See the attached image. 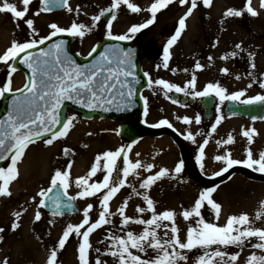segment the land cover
Instances as JSON below:
<instances>
[{
  "label": "snow or ice",
  "instance_id": "6c2138e0",
  "mask_svg": "<svg viewBox=\"0 0 264 264\" xmlns=\"http://www.w3.org/2000/svg\"><path fill=\"white\" fill-rule=\"evenodd\" d=\"M31 2L32 0H22V10L18 9L16 4L9 2V0H3L2 5H0V13L11 14L13 23L17 28H19L20 22H23L26 25L28 35V39L23 42L14 39L10 46L3 53H0V63L7 68V77L0 84V96H4L6 93H13L8 115L0 120V161H10L7 163V167H0V197H11L10 184L18 179V165L30 145L35 144L37 140H42L46 146H51L55 141L66 138L74 128V122L77 119L75 115L66 116L63 120L61 118V109L65 101H71L73 104L88 109L100 108L103 111H110L111 106L116 101L117 96H119L124 103H117L115 106L117 110H120L122 107H127L132 103L135 96L134 85L139 83L135 73L136 66L132 60V49L125 51L118 45L108 46L90 63L79 64L65 50V40H56L46 48L39 46L44 45L46 41H51L60 34L83 39L97 26V22L100 21L101 17L109 13L111 18L107 19L106 23L107 37L115 41L132 39L137 33L153 25L157 14L162 9H166L173 4L175 0H154L146 9L130 2V0H112L109 8L100 11L98 15L91 18L92 23L90 25L74 21L69 27L64 28L56 23H50L48 25L50 33L43 37L35 29L34 19L26 18ZM178 3L187 7L183 15L178 18V25L174 34L170 36L163 46L162 67L164 69H169V61L171 60L170 49L186 30L188 17L197 9L198 4H202L205 8H210L213 0H178ZM40 5V9L33 13L34 16H39L41 12L51 11L53 6L65 7L69 12L73 11L68 4V0H40ZM121 5L126 6L131 13L138 14L146 11L150 15L145 22L132 24L124 34L113 35V21L116 20V10ZM259 9L264 10V0H260ZM77 11H79V8H77ZM245 13L251 17L259 15V12L252 5V0H245L243 8L239 10L232 7L227 8L223 12V17L238 18ZM215 46L216 43H213V47ZM38 47V53L32 51ZM234 49L222 55L220 59L227 60L230 57H237L243 51L242 44L236 43ZM96 51L97 47L94 46L88 55L91 56ZM212 59L211 56L208 57L209 61ZM249 61L250 68L255 69V63L251 62L253 61L252 53H249ZM16 63L25 66L29 70L30 75L27 76L23 87L13 92L12 75L17 71ZM160 66L157 65V68ZM194 67L196 70H203L204 66L197 61ZM171 71L175 73L176 69H171ZM184 71H187V69ZM220 71L224 75L230 74L227 67L220 69ZM144 76L147 78L149 88L159 86L164 90L165 96L171 92L183 93L187 96L191 92L193 98L215 95L219 98L220 104H223L224 101H239L244 105L264 103V95L257 94L247 99H241V97L246 95L245 90L234 91L229 94L227 89L221 86L219 82H209L202 91H196L197 78L195 75L183 87L164 79L153 80L147 72L144 73ZM248 76L252 82L247 85V88H251L254 83H258L259 87L264 89V75L259 81L254 78L251 71L248 72ZM235 79L239 80L241 77L236 75ZM16 93L19 94L17 95ZM141 99L144 100L143 114L146 117L148 115V102L144 97H141ZM172 103L175 104L177 101L173 99ZM216 112L215 122L211 125L208 135L215 133L217 126L224 119L223 115L220 114L219 105H217ZM177 119H182L185 125L193 123V119L188 116L177 117ZM255 119L256 117H253V120ZM194 122L197 125L201 123L200 115L197 114L194 117ZM58 125L60 127H57ZM162 126L173 128V125L167 119H161L158 123L150 125V127L154 128ZM196 135L205 134L198 132ZM241 135L247 141L244 159H235L232 157V153L226 150L225 146L232 145L235 142L231 133L227 135L226 139L216 141V145L225 148V150L222 154L214 157V160L222 165L220 170L214 173L215 177L223 176L237 165H242L253 172L264 174V150L254 154L251 148L254 143V137L258 135L257 131L254 128L242 129ZM184 139L194 144L196 143V139L191 132L184 135ZM134 143L136 141L115 151H104L101 154H97L87 174L77 177L74 182L70 172L72 162L69 161L66 168L55 170L50 179V187L47 189L41 188L31 198L30 202H35L37 197L40 198L36 205L34 222H38L42 218L40 209L46 207L45 197L51 202V214L53 216L62 215V209H72L74 207L72 202L77 199L99 198L100 210L95 221L92 222L90 216L94 205L88 203L83 209L82 221L75 225L67 224L62 235L58 238V242L50 251L46 264H57L58 250L64 249L69 238L73 235L80 238L77 248L79 264H90L89 251L92 247L90 235L96 229L111 224L110 217L115 215L120 217L121 229L130 224L144 226L139 233L126 231L123 236L110 235L108 237L111 243L108 245V250L104 255L113 257L116 264H181V262L187 260V256L184 254L185 251L191 252L193 249L198 248L203 249L204 252L197 257V264H238L241 252L237 251L229 255L227 248L234 246L242 251L246 242H250L252 238H256L258 242L251 244V247L264 253V228L254 227L253 221L246 213L229 215L223 225L208 222L203 217L201 210L208 206L213 212L215 219L219 220L222 205L213 199V194L217 191L219 185L203 188L199 191L193 205L188 209H184L181 206L182 210L180 213L168 209L157 213L155 201L146 192L141 193L131 184H127V178L129 176L136 177L140 181L139 189L148 190L157 181L169 176L170 170L167 167H161L154 174L141 178L139 176L140 169L143 168L145 172L151 173L155 165L153 163L142 164L140 159H136L135 162L130 160L128 153ZM208 144L209 139L205 138L197 145L198 151L195 160L201 169L204 168L205 148ZM70 151L71 149L69 148L63 149L65 156ZM139 155V153H136L137 157ZM121 157L123 159V167L118 169L117 160ZM102 161L103 164H101ZM184 166L183 160L176 163L173 170L175 175L172 178L178 177L182 173ZM98 172L105 173L102 181L90 183L89 181ZM73 183L77 192L76 195L69 196L68 189L72 187ZM124 187L131 188L132 192L140 196L146 203V208L138 205L135 209L136 213L142 216L143 213L149 212L151 213V218H133L126 215L128 200L131 197L126 198L116 212L110 210V201ZM54 189H58L56 195L49 196L48 194ZM60 190L67 197V201L61 199ZM12 215L14 220L10 227L12 231H16L20 227L19 221L23 212L15 211ZM177 215L181 216L184 221L194 220L195 226L189 224L184 240H181L180 229L175 222ZM255 220H264V200L260 202V210L256 213ZM51 223L52 221H49V224ZM159 230L163 231V235L159 234ZM3 232L4 228L0 227V233ZM2 240L3 237L0 236V241ZM212 246H215V249L209 252L208 249L212 248ZM149 249L155 253L154 256L149 258H142L141 255L134 254L132 251L136 250L137 253L146 255ZM96 252L100 253V249L97 248ZM2 264H8L7 258ZM95 264H104V262L97 256ZM245 264H264V254L257 255L253 251L246 258Z\"/></svg>",
  "mask_w": 264,
  "mask_h": 264
},
{
  "label": "rangeland",
  "instance_id": "374dc122",
  "mask_svg": "<svg viewBox=\"0 0 264 264\" xmlns=\"http://www.w3.org/2000/svg\"><path fill=\"white\" fill-rule=\"evenodd\" d=\"M2 0H0L1 2ZM215 6L212 9L206 10L202 4H198L194 14L186 20V30L182 33L179 40L170 49L171 60L169 61V69L162 67L163 46L174 34L175 28L178 25V17L186 11L187 6H181L178 0L166 9H162L158 14L153 25L143 29L137 33L132 39L139 40L146 47L157 46L158 49L152 56L142 58V70L147 72L153 80L164 79L171 83H175L183 87V85L196 76V91H202L204 86L209 82H219L221 86L227 89L228 93L234 91L245 90L246 95L241 99H247L251 96L261 94L264 95V89L259 87L258 83H254L251 88L247 85L252 82L248 76V72L253 73L254 78L259 81L264 75V10L259 9L260 0H252V5L259 12L257 17H251L245 13L242 17L224 18L223 12L229 8L242 9L244 0H213ZM112 0H72L69 6L73 9L69 12L67 8L59 12L46 13L41 12L39 16L32 15L34 19V27L41 37L49 35L50 23H56L60 27L67 28L72 22L84 23L90 25L91 18L98 15L100 11L109 8ZM1 5V4H0ZM40 0L33 1L34 12L40 9ZM79 8V11H77ZM32 12H30L31 15ZM149 13L143 11L141 13H131L126 6L121 5L116 10V20L113 21V35L124 34L132 24H139L149 18ZM0 18L6 21L12 20L11 14L0 13ZM28 18V17H26ZM223 21V23H221ZM106 21L101 17L97 22V26L88 33L83 39L73 37L72 49L81 56H87L92 47H96L105 37ZM14 27V26H13ZM2 31H0L1 37ZM20 42L28 39L27 28L23 22H20L19 28H12L8 36L5 35L4 41L0 44V53L10 46L13 40ZM213 43L216 46L213 47ZM236 43L242 44V49L239 55L235 58L221 60L220 57L229 53L234 49ZM249 53L253 54V61L256 67L250 68ZM211 56L213 59L208 60ZM199 61L202 64L203 70H196L194 65ZM157 65H161L157 68ZM16 67V66H15ZM227 67L229 75L221 73L220 69ZM171 69H176L173 73ZM187 69V71H184ZM239 75L241 79L236 80L235 76ZM7 77V68L0 63V84ZM26 82V75L17 69L12 75L13 90L23 87ZM171 93L165 96L164 90L159 86L149 88L147 83L144 87L142 96L148 102V115L144 116V108L138 115L139 120L149 122L151 124L158 123L161 119H167L174 128H176L183 137L186 146L188 147L189 155L195 158L197 154V145L203 139H209V144L205 148V159L203 161L204 168L201 171L212 176L216 171H219L221 164L214 160L218 154H222L225 148L216 145L217 140H224L231 133L234 137V143L227 145L226 150L232 153L235 159L245 158V148L247 147L246 138L241 135L242 129L247 130L254 128L258 135L254 137V143L251 146L254 154L260 150H264V120L249 121L241 117H229L224 113V106L218 104L221 109V115L224 119L217 126L215 133L208 135L211 130V125L215 122L217 115L211 119H206L202 115V109L198 105H183L180 102L172 103ZM190 95L191 92L189 93ZM5 96V95H4ZM4 96H0V108L3 104ZM200 115L201 123L197 125L194 122V117ZM75 115L77 117L74 122V128L66 138L57 140L51 146H46L42 140L36 141L30 146V150L24 157V162L19 167V177L13 182V196L3 199V208L0 212V227L4 228V232L0 233L3 240L0 241V264L7 258L8 264H46V260L52 248L58 242V238L62 235L67 224H78L83 219V209L88 203L94 205L90 213L92 222L98 217L100 210L99 198L91 197L87 199H77L82 206L78 215L74 216H53L45 208L40 209L42 218L38 222H34V214L36 205L39 201L37 197L35 202H30L31 198L40 191L41 188L47 189L50 185L51 176L57 169L66 168L65 163L70 159L72 163L80 159L84 163V171L74 169V163L70 170L73 182L79 176H84L90 170L95 156L89 154L103 153L104 151H115L118 148L125 147L130 143L120 135V127L126 122L125 119H108L93 116L85 118L81 113L68 109L66 116ZM188 116L193 119V123L185 125L182 119L177 117ZM191 132L196 139V143L185 140L184 135ZM205 135L198 136L197 133ZM91 133V135H89ZM86 146V147H85ZM69 148L71 151L67 156L64 155L63 149ZM52 153V154H51ZM74 153H79L80 156H74ZM89 153V154H88ZM139 153V157L136 156ZM130 160L135 162L140 159L142 164L153 163L155 165L152 172L139 170V176L146 178L150 174H154L161 167H167L170 170L169 176L157 181L148 190L139 189L140 181L134 177L127 178V184H131L141 193L148 194L156 204L157 213L166 209L175 210L180 213L183 206L184 209L190 208L199 191L206 186L199 184L194 176L190 166L185 164L184 169L178 177L172 178L174 174L175 164L182 159V154L170 135L160 136H144L133 144L131 151L128 153ZM46 155V156H44ZM23 161V159H22ZM6 162L2 167H7ZM103 164V161L101 162ZM122 157L117 160V168L122 169ZM200 167V166H199ZM104 172H98L89 182H100L103 179ZM115 175V173H114ZM72 195H76L77 189L73 183L68 189ZM128 200L126 215L133 218H151V213L145 212L142 214L136 213L135 209L139 205L146 208V203L140 196L135 195L132 189L124 187L110 201V210L116 212L123 201ZM213 199L222 205V211L219 220L215 219L213 212L208 206L202 208L203 217L208 222L223 225L229 215L246 213L253 221L254 227L264 228V220H255L256 213L260 210V202L264 200V181L256 180L242 173L233 175L228 181L219 184L217 191L213 194ZM23 206V207H21ZM26 209V211H24ZM15 211L23 212L20 218V227L16 231L11 230V223L14 220L12 215ZM112 223L96 229L90 235L91 249L89 251L90 264H95L97 256L104 264H116V261L110 255H104L108 250V245L111 240L110 235L123 236L126 231L139 233L143 230L142 225L130 224L124 229H121V220L119 215L110 217ZM49 221H52L49 224ZM176 225L180 229L179 235L181 240L186 237V231L189 224L195 226L194 220L184 221L179 215L176 217ZM87 227V226H86ZM83 231V230H82ZM159 234L163 235V231L159 230ZM39 237V239H38ZM79 237L75 235L69 238L65 248L58 250L57 264H79L78 260V243ZM29 240V241H28ZM103 241V243H102ZM30 242L25 246L21 245ZM258 242L256 238H252L250 242H246L245 247L240 249L229 246L228 254H233L237 251L241 252L238 264H245L246 258L255 251L257 255L264 254L258 249H253L251 244ZM100 249V253L96 249ZM215 246L208 249L213 251ZM142 258H149L155 253L148 250L147 254L137 253ZM203 249H193L191 252L185 251L187 260L181 264H197V257L202 255ZM43 253V254H41Z\"/></svg>",
  "mask_w": 264,
  "mask_h": 264
},
{
  "label": "water",
  "instance_id": "95a60500",
  "mask_svg": "<svg viewBox=\"0 0 264 264\" xmlns=\"http://www.w3.org/2000/svg\"><path fill=\"white\" fill-rule=\"evenodd\" d=\"M109 45H111V46L112 45H118L120 48L124 49L125 51H127L128 49L133 50L132 60L136 66L135 67V73H136L137 78L139 79V83H138V92L135 94L132 103L130 105H128L125 109L124 108L120 109V110L114 109V110H110V111H103L102 109H99V108H96L92 111V110H89L88 108H84V107H81L79 105L73 104L71 101H69L68 104H70L74 107H77L80 110L85 111V113H87V114L90 113L87 111H91V112H98L101 114H111L115 117H122L125 115L129 116L130 122L127 125L123 126V132H122L124 135L128 136L129 138H133V137H136L138 135H141V134L147 133V132L167 131V130H161V129H159V130L150 129V128L142 125L141 123H139L136 120L137 112L141 108V101L139 98V92H140L142 85L144 84V79H143V76L141 74L140 64H139L140 57L144 53L143 49L139 46V44L137 42L126 43V42H119V41L118 42L107 41L101 45V47L98 49V51L92 57L97 55L101 50H103L105 47H107ZM86 61L87 60H84V61L80 60V62H86ZM18 65H20V64L18 63ZM27 71L29 72L28 69H27ZM12 95L13 94L9 95L6 99V104L0 112V120L6 118L8 115V112L10 110ZM209 98L210 97H207L206 101H204L205 102L204 105L206 104V108H207V112H208L207 115L211 114V112H212L211 107H212L213 102H214L213 99H209ZM192 101H193V99H191V102ZM227 113H229V114L235 113V114L243 115V116L250 117V118L264 117V103H257V104H253V105H244V104H238L235 101H230L228 103ZM62 116H63V111H61V117ZM181 147H182V145H181ZM2 162L3 161H0V165L2 164ZM198 178L201 180L200 177H198ZM57 190L58 189H54L48 195L49 196H55ZM60 192H61V199L63 201H67V198L62 195L63 194L62 190H60ZM45 199H46V206L51 210V202L47 200V197H45ZM72 203L74 205V207L72 209H62V211L63 212L77 211L76 204L74 202H72Z\"/></svg>",
  "mask_w": 264,
  "mask_h": 264
},
{
  "label": "bare ground",
  "instance_id": "6f19581e",
  "mask_svg": "<svg viewBox=\"0 0 264 264\" xmlns=\"http://www.w3.org/2000/svg\"><path fill=\"white\" fill-rule=\"evenodd\" d=\"M9 2H11V3H15L16 4V6H17V8L18 9H21L22 10V0H9ZM130 2H133V3H136L138 6H140L141 8H144V9H146V8H148L150 5H151V3H153L154 2V0H130ZM244 2H245V0H244ZM215 6V2L213 1V4H212V6L210 7V8H206V10H209V9H212L213 7ZM29 13H28V15H27V17L28 18H30V17H32V15H33V13H34V8H33V0H32V2H31V4L29 5ZM30 12H32L31 13V15H30ZM184 13V12H183ZM183 13L182 14H180V15H183ZM194 14V13H193ZM192 14V15H193ZM179 15V16H180ZM179 18V17H178ZM14 26V27H13ZM16 27V25L13 23V19L12 20H10V22L9 21H6L5 19H2V18H0V31H2V33H1V37H0V44L4 41V39H5V35L6 36H8L9 35V33H11V31H12V28H15ZM182 38V37H181ZM7 49V48H6ZM6 49H4L3 51H5ZM3 53V52H2ZM105 120H108V118L107 119H105ZM31 146V145H30ZM30 146H29V148L26 150V153L30 150ZM102 153V152H101ZM101 153H99V154H101ZM52 154V153H51ZM89 154V153H88ZM98 153H96V152H94L93 154H89V156H96ZM25 156H26V154H25ZM24 156V157H25ZM44 156H46V155H44ZM74 156H80V154L79 153H74ZM25 160H24V158H23V161H22V163L24 162ZM69 161H71L72 162V160H68L66 163H65V165L67 166V164H68V162ZM74 163V162H73ZM72 163V164H73ZM22 165V164H21ZM74 169H76L77 171H84V163H83V161L82 160H80V159H77V161L74 163ZM22 167H23V165H22ZM13 187V186H12ZM2 210V208H0V211ZM29 241V240H28ZM29 244H31L30 242H28V243H25L24 242V245H21V247L22 248H24L25 246H27V245H29ZM41 254H43V253H41Z\"/></svg>",
  "mask_w": 264,
  "mask_h": 264
}]
</instances>
